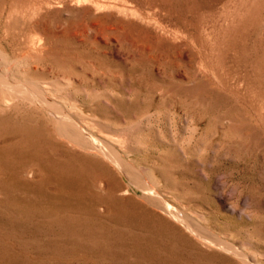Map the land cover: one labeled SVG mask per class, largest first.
<instances>
[{
  "label": "rangeland",
  "instance_id": "374dc122",
  "mask_svg": "<svg viewBox=\"0 0 264 264\" xmlns=\"http://www.w3.org/2000/svg\"><path fill=\"white\" fill-rule=\"evenodd\" d=\"M0 71L182 213L0 85V264H264V0H0Z\"/></svg>",
  "mask_w": 264,
  "mask_h": 264
},
{
  "label": "bare ground",
  "instance_id": "6f19581e",
  "mask_svg": "<svg viewBox=\"0 0 264 264\" xmlns=\"http://www.w3.org/2000/svg\"><path fill=\"white\" fill-rule=\"evenodd\" d=\"M0 85L5 87V89H7L15 97H21V98L26 99L27 101H29L31 104H34L35 106L43 107V108H46L49 111L53 112L54 123H55L54 134L56 136H58L60 139H65L68 143L74 145L75 147H78V148H81V149L85 150L87 153H92V154H96V155H103L106 159H108V160L114 162L115 164H117V165L123 167L124 169H126L127 172H129V173L132 172L133 173L132 179L141 181V183H142L141 185H142L143 191H144L143 194H144V196L146 198L150 199L152 202H154L156 205H158L160 207V209H162L163 211H165L168 214H171V215H174V216L182 215V213L180 211H178L176 208H174V206H173V204L171 202L166 201L162 197V195L159 194V192L154 188V186H152L147 181H144L141 178V176L136 173V171L134 172L135 169H134L133 164L131 162L127 161L124 158V156L120 153L119 148L121 149L122 147H121V144L119 142H121V141L123 142V140H120L119 142L116 141V140H112V142L109 143V142L105 141V139H102L99 136H95L94 134H92V132H90L89 129L87 128V127H89V125H88L89 121H85L86 119L83 120V121H79L70 112H68L66 110V108H65V104L61 100L62 97H60L59 94L55 93V91L51 90L49 85H47V84H39V85L27 84V82L24 84L22 82H19L15 78L11 77L10 74L7 71H3V72L0 71ZM107 128H109V126ZM31 133H32V130H31ZM101 134H102V137H104V138L107 137V135H105L104 133H101ZM65 140H64V142H65ZM115 144H117V147L115 146ZM18 146H19V144H18ZM53 153H52V155H54ZM44 154H46V153H44ZM81 155H82V153H81ZM76 156H77L78 159H83V160L86 159L85 157L80 156V154L79 155L76 154ZM28 158H30V157H28ZM97 160H99V158ZM92 168H94V166ZM97 171H98V169H97ZM84 173H86V172H84ZM101 176H103V175H101ZM214 237H215V235H214ZM217 239L225 247L232 248V246H234L233 244H231L227 240H224V239H222V237L216 235V240ZM234 251L238 255L243 256L242 253L240 251H238V249L237 250L235 249Z\"/></svg>",
  "mask_w": 264,
  "mask_h": 264
}]
</instances>
